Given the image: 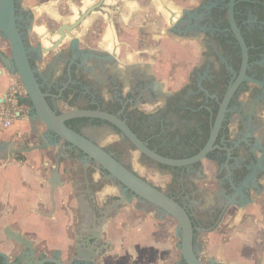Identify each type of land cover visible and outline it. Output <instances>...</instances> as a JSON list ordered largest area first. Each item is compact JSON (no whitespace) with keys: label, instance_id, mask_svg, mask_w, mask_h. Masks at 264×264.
Listing matches in <instances>:
<instances>
[{"label":"crops","instance_id":"0c3cea01","mask_svg":"<svg viewBox=\"0 0 264 264\" xmlns=\"http://www.w3.org/2000/svg\"><path fill=\"white\" fill-rule=\"evenodd\" d=\"M200 1L170 0L174 4H193V7ZM38 2L48 7L44 14H48L50 19L52 16L54 19L63 18L57 7L70 9L69 18L67 17L69 21L74 17V4L79 3L78 9L91 5L82 3V0H26V6L23 5L22 8L30 9ZM109 3L112 10L107 8ZM156 4L158 6V0H105L104 7L86 19L79 33L84 37L87 31H94L97 20H100L103 31L107 30L100 47L94 46L92 40L85 37L79 38V34L73 32L79 39V48L88 49L89 52L105 51L104 48L107 50L112 39V33L107 29V20H110L119 43V58L124 49L131 45L129 37L136 38L137 30L143 29L145 34L153 37L157 34L150 21L153 14L159 15ZM26 12L32 16L30 11ZM39 30L32 27L33 32L43 34ZM164 31L166 34L159 48V63L152 64L149 60L140 63L120 60L119 66H147L154 74L156 72L153 69H158L157 76L164 77L165 86L178 89L185 84L186 66L191 68L201 62L204 52L202 38L197 36L186 39L171 32L168 26ZM68 46L69 38L60 50L67 49ZM4 48L5 43L0 37V107L4 95L15 80L5 69L9 55L4 53ZM51 57H43L41 61L36 57L31 62L44 88L50 87L51 81H56L60 73L57 61H52ZM175 63L181 65V72L177 69L170 74ZM241 100L249 117L261 115L264 120V99H253L248 91ZM53 101L51 107L56 111L61 106L65 107L58 98ZM19 108L26 109L27 119L15 121L6 129L9 130L8 133H0V138L7 142L21 143L29 149L40 145L38 137L44 130L43 126L30 119L29 108L21 104L18 105ZM230 117L234 122L228 125L227 140L238 143L241 149L255 143L256 150L253 155L259 163L254 176L245 187L241 205L235 206L233 199L234 202H230L227 211L215 226L207 224L208 220L202 214L197 216L201 224L195 230V243L200 249L196 251L201 261L208 264H264V122L261 126L245 129L240 121L241 116L234 113ZM59 154L66 155L67 151L60 147L32 150L20 154L23 157L21 161L11 158L0 162V255L8 258V263L13 262L18 248L7 241L4 236L6 229L19 232L26 240H30L34 245L36 259L44 256L57 258L65 264H73L78 256L75 255L76 252H79L81 260L86 258L87 248L82 239L87 233L80 231H91L89 229L93 214L99 216L97 211L108 206L106 202L109 199L117 200L120 197L118 185L106 179L105 174L98 172L96 166L89 164L91 172L86 177L82 163L60 157L58 175L54 180L58 184L54 192L55 208L52 209L49 182L52 180ZM135 156V152L130 153L132 162L144 167L137 162ZM225 173V169L206 160L190 180L193 188L191 203L198 213L207 209L212 211L216 207L219 209L217 197L222 201L228 199L223 191V186L227 184ZM178 236L177 225L173 219L161 211H156L152 205L132 198L128 205L121 207L108 220L98 244L103 245L106 250L95 259L94 264H179L182 260L178 249Z\"/></svg>","mask_w":264,"mask_h":264},{"label":"flooded vegetation","instance_id":"af4514ba","mask_svg":"<svg viewBox=\"0 0 264 264\" xmlns=\"http://www.w3.org/2000/svg\"><path fill=\"white\" fill-rule=\"evenodd\" d=\"M228 2L229 0H201L196 7L182 17V20L171 31L186 39H194L200 36L204 48L200 64L191 66L185 84L178 89H165L163 83L156 80L153 71L147 66L133 65L124 75H121L116 71L112 62L98 58H102L98 51H92V56L87 58V63L84 66L81 64V56L78 55L74 58L73 52L66 51L56 59L60 71L57 80L51 81L50 87L44 88L42 86L43 92L49 96L47 98L48 103L51 106L53 100L58 98L69 110H100L118 116L128 127L138 128L145 132L148 136L143 142L147 145L149 140L154 137L166 141L168 133L177 131L182 136L188 131L191 133L192 141L196 140L199 130L198 123L194 120L184 121L182 119L184 111L189 110L194 113L199 109L198 105L200 103L208 106L206 107L208 110L214 109L215 105L219 106L226 89L236 79L240 69V49L228 23ZM259 5H264V0H235L233 10L235 24L243 40L257 38L259 42L258 59L252 63L248 61L246 75L264 82V11L260 12ZM15 6L17 25L25 37L26 28L30 25L29 19L32 16L22 9L19 0L16 1ZM195 43H198L197 40H195ZM237 49L239 52H237ZM238 57L240 61L237 67ZM29 59L30 62H34L37 58L35 54H30ZM117 69L119 68L117 67ZM222 70L225 72L224 77L222 76ZM205 83L208 85L207 90L202 86ZM220 84L221 88L225 87L222 95L218 90L221 89L219 88ZM199 85L206 93L200 90ZM249 88H251L250 85L242 84L230 101L229 112L225 119L227 128L229 124L234 122V119L229 116L234 113L241 116L240 121L245 129L263 125L264 120L261 115L259 117H249L246 114V108L241 98L249 91ZM251 89L249 94L253 99L261 94L262 89L257 87ZM201 94L203 97H201ZM113 132L117 134L113 127L97 119H87L86 123L79 126L80 134L95 143L100 141L103 144L101 146L121 164L124 165L125 162L122 163L123 161H120V159H126V165L124 166L132 170L128 162L132 163L133 161L130 152H134V149L126 140H119L117 135L112 134ZM110 138H112V141H109ZM235 143H230L223 138L219 141L220 146L231 149L228 164L229 170L232 172V183L237 187L249 173L247 168L253 166L254 163L256 164V157L253 155L256 144L252 143L250 147L241 149L239 146L235 148ZM238 149H241V151ZM217 152L218 154L210 153L211 157L215 159L210 162L221 169H225L223 164L227 160V154L221 151ZM67 155L70 161L81 163L83 157L81 153L71 150L67 151ZM17 156H20V154ZM15 157L13 158L15 159ZM4 160L6 159L0 157V162ZM142 160L146 162L143 156H139L138 161ZM198 169L193 171L189 167L178 173L180 175V187L186 193L180 199V204L189 212L195 229L201 224L197 219L198 215L202 214L204 218H207V224L215 226L227 211L230 202H234L233 199H235V206L241 204L239 195L231 190L230 183L227 181V184L223 186V191H225V197H228V199L222 201L221 198H216L217 203H220L219 209L216 207L215 210L210 211L207 209L198 213L191 203L192 192L186 189L187 183L195 177ZM237 171L246 172L239 182L236 181ZM90 172L91 169L88 167L85 176L88 177L87 175ZM170 175L172 177L171 173ZM164 193L166 194V192ZM126 197L131 198V194L127 193ZM114 200L109 199L106 202L107 205ZM195 250H200L198 245L195 246ZM77 255L80 261L75 263L82 264L81 257L79 254ZM75 263L73 262V264Z\"/></svg>","mask_w":264,"mask_h":264},{"label":"water","instance_id":"95a60500","mask_svg":"<svg viewBox=\"0 0 264 264\" xmlns=\"http://www.w3.org/2000/svg\"><path fill=\"white\" fill-rule=\"evenodd\" d=\"M16 1L17 0H0V37L6 41L10 51V56L7 58L5 69H7L6 71L9 75L17 77L16 79H18L23 91L26 93V99H28L30 103L28 110L30 119L40 123L44 130L38 137L40 145L33 146L30 149L24 147L21 143L7 141L0 142V157L10 159L24 152H30L32 150H45L54 147H60L67 151L75 150L83 156L81 163L84 165L85 171L89 167V164H93L96 166L98 172L105 174L106 179L118 185L120 188V197L108 206H105L101 209V211L98 210L97 213L99 216H95L93 214L89 229L91 231H84V229L80 231L87 233L82 239L85 242V247L87 248L86 258L81 260L82 264H94L95 259L99 257L104 250H106L103 245L98 244L101 240L102 233H104L107 222L121 207L128 205L132 198L138 199L139 202L152 205L156 208V211H161L164 215L170 217L176 222L179 233L178 249L180 252V259L185 264H208L201 261L199 253L195 250L193 239H197L196 236L194 238L196 229L193 227L189 212L183 205L168 197L159 188L148 183L135 171L127 169L123 164L116 160L112 154L107 152L100 145L101 143H95L82 134L73 131L65 125V122L77 118L97 119L106 122L108 125L113 127L114 131H117V134L113 132V135H117L119 140H126L133 147L134 152L137 153L138 156H143L144 158L152 161L155 165L156 171H167L159 169L156 165H162L170 168H189L197 163H201L199 167L201 168L210 153L214 151L225 152L227 154V160L223 164V167L227 171L225 179L230 183L231 190L239 195V200L243 203L245 187H247V183L254 176L256 165L259 162L255 161L256 164L254 163L253 166L251 165L247 168L249 173L242 180L240 185L236 187L232 183V172L229 170L230 168L228 164L231 149L226 146L215 144V142L219 131L222 128V124L229 112V103L237 89L242 84L260 88L262 89L261 94L256 98L262 100L264 99V82L255 80L246 75V70L248 68V48L246 47V44L234 21L233 8L235 0H229L227 10L228 23L234 39L240 49V69L236 79L228 86L222 100L219 103L215 119L209 132V137L204 147L196 155L185 159H171L163 157L155 151L149 149L147 144L141 141L118 116H114L100 110L90 111L71 109L62 113H57L48 103L47 98H49V96L42 90L38 74L30 62V54H35L40 61L43 57L51 55L52 61H55L60 54L66 51H71L74 53V58L78 55L81 56V64L84 66V64L87 63V58L92 56V52H89L88 49L82 50L79 48V39L73 34V32L79 34L81 25L87 18L90 17L91 14L99 12V10L104 7L103 4L105 0H97V3H95V0H82V3L87 2L91 5L89 7H82L81 9H72L74 16L76 15L75 19L62 23L53 32L51 37L42 35L35 45L29 43V34L32 32L31 25H28L26 28L27 33L25 37L19 30L16 16ZM19 1L21 3L23 0ZM158 1L168 14L167 26L170 31H172L180 20H182V17L188 13V11L181 10L179 12L174 8L169 9L165 6L163 0ZM111 6L112 5L109 3L107 8L112 10L113 7ZM25 9L26 8H24V10ZM25 11L28 10L26 9ZM29 22L30 24L33 22L32 17L29 19ZM107 24V29L112 33L111 44L109 45L107 51H98L99 54L102 55V58H98L112 62L116 71L121 75H124V73L133 65L119 66V62L117 60L116 35L110 20H107ZM67 38H69L68 48L60 50ZM86 52L89 53L86 54ZM117 67L119 69H117ZM199 88L204 91L201 85H199ZM251 90L249 88V92ZM235 146L237 147L238 143H235ZM60 157H68V155L59 154L56 158L53 177L49 182V197L52 209L55 208L54 192L57 189L58 184L54 180L58 175ZM127 193L131 194V198L126 197ZM4 235L7 241L13 243V246L18 248V251L15 253L12 263H8V258L0 255V258L2 259L0 264H65L57 258L43 256L36 259V252L32 243L29 240H26L19 232H13L6 229ZM77 254H79V252H76L75 255ZM77 261H80L78 256H76V262Z\"/></svg>","mask_w":264,"mask_h":264},{"label":"rangeland","instance_id":"374dc122","mask_svg":"<svg viewBox=\"0 0 264 264\" xmlns=\"http://www.w3.org/2000/svg\"><path fill=\"white\" fill-rule=\"evenodd\" d=\"M24 1H26V0H23L21 2L22 6L23 5L26 6V4H24ZM163 3L165 4V6L167 8L171 9L173 7L175 10H177L179 12L183 9L190 11L191 9L194 8L193 4H174V3L170 2V0H163ZM79 6H80L79 3L77 2L76 4H74V6H72V9L79 8ZM156 6H157V4H156ZM158 6H160V7H157L159 15L153 14L151 19H150L151 23L155 27V32L157 34L154 35V37H153V36L145 34L143 29L137 30L136 38L131 37V36L129 37V40L131 41V45H129L128 47H126L124 49V51L121 53L119 58L117 57L118 62L120 60H122L123 62L126 61V62H135V63L139 62L140 63V62L149 60L151 63L153 62L152 64H155L156 62L159 63V60H160L159 59V48H160V44L162 42V38H163L164 34H166L164 30H165V28H167L168 14L163 9V7L161 6L160 3ZM26 9L32 13V21H33L31 23L32 27L39 28L40 29L39 31L43 32V34H39V33H35L32 31L29 34V43L32 45H35L39 41V39L42 37V35H46L48 37H51L53 32L57 29V27L60 26L61 23L69 22L68 16L70 14V9H67V8L63 9V6H61V9H59L57 7V9L59 11H61V13H62L61 14V16L63 17L62 19H58V18L54 19L53 16L50 19L48 14H44V12L47 11L48 7L45 6L44 4H42L41 2H38L36 6L30 8V9L29 8H26ZM96 23H97V28L94 31H92V30L90 32L87 31L84 34V37L88 40H92L91 42H93L94 46L96 45V47H97V45H98V47H100L99 44L102 41L105 34L107 33V30L103 31L102 22L100 20L99 21L97 20ZM114 33H115V31H114ZM80 37H82V36H80V34H79V38ZM84 37H82V39ZM3 42L5 43V48L3 51H4V53H6L7 55L10 56V51H9L8 46H7V43L4 40H3ZM116 42H117V38H116ZM118 49H119V43L117 42V55L119 53ZM104 50L107 51L105 48H104ZM143 52H145V53H143ZM173 66L174 67H172L170 69V74H173V72L175 73V71L177 69H180V72H181L182 67L180 64L175 63ZM189 69L190 68L187 65L186 70L184 71L185 81H186ZM153 70L156 72V74H154L152 71L151 72L155 76L156 80L159 82L161 81L163 83L165 89L171 90V87L165 86L166 81L164 80V77L161 78V77L157 76L158 75L157 74L158 69H153ZM16 78L17 77H15V81H18V79H16ZM68 110H69V108L67 106H65V107L61 106L58 108L57 111L62 113V112L68 111ZM8 131L6 129L0 130V133L6 134V133H8ZM13 138L14 137H10V139H13ZM2 141H4V140H2L0 138V142H2ZM109 141H112V138ZM135 155H136L135 157H137L136 159L138 162L139 156L137 155V153H135ZM120 161H123L126 163V159H124V158H121ZM140 162H141L142 166H144V167H139L134 162H132V163L128 162V165H129V167H131V169L135 170L141 176V178L146 180L148 183H150L153 186H155V187L163 190L164 192L168 193L171 190V181H172V177L170 175V172L169 171H156L154 164L147 163L143 160ZM143 168H145V169H143ZM191 179H193V178H191ZM186 189H188L190 192H192L193 188H192V184L190 183V181L187 183ZM194 199H195V197L193 198V200Z\"/></svg>","mask_w":264,"mask_h":264},{"label":"trees","instance_id":"16d2710c","mask_svg":"<svg viewBox=\"0 0 264 264\" xmlns=\"http://www.w3.org/2000/svg\"><path fill=\"white\" fill-rule=\"evenodd\" d=\"M260 12L264 11V5H259ZM258 39L253 38L250 40L244 39V42L246 44V47L248 48V61L249 63L254 62L255 60L258 59V53H259V42L257 41ZM237 52L239 50L237 49ZM238 64L236 65L238 67L240 58H237ZM236 67V68H237ZM223 69V68H222ZM224 70V69H223ZM222 70V76H225V72ZM223 84V83H221ZM221 84L219 85V88H221ZM204 89L207 90V83L202 85ZM221 95L225 91V87L218 89ZM201 97L203 95L201 94ZM20 104L26 108L30 107V103L28 99H23ZM199 109L192 113L191 111H184L182 115V119L184 121L187 120H194L195 122L198 123V136L196 140L192 141L191 133L186 132L183 136L180 134L179 131L175 133H168L166 137V141L163 140H158V138H153L152 140H149L148 143V148L155 151L157 154L171 158V159H185L192 157L196 155L205 145L207 142V139L209 137V132L211 129V125L214 121V118L216 116L217 108L218 105L214 106V109L208 110V106H205L203 103H200ZM93 109V108H91ZM87 122V119H76V120H71V121H66L65 125L72 129L73 131L79 133V126L83 125L84 123ZM131 131L141 140L144 141L145 138L148 136L145 132L141 131L138 128H132L129 126ZM228 137V129H227V122L226 120L222 124V128L219 131L218 137L216 139L215 144H219V141L223 139H227ZM212 154H218L217 151H215ZM147 163L154 164L152 161L144 158ZM15 160L21 161L23 160L22 156H17L15 157ZM206 160L209 161H214V157H211V154H209L206 158ZM201 163H197L190 167V170L195 171L200 167ZM159 169H164L169 171L172 174V181H171V190L166 193V195L172 199H174L177 203L180 204V199L186 194L185 192L182 191V188L180 187L181 185L179 184V178L180 175L178 174L181 171L186 170V168H170L162 165H157ZM237 182H239L245 175V171H237ZM227 188V187H226ZM192 220V218H191ZM193 223V222H192ZM194 227V224H193ZM195 238V235H194ZM193 244L195 245V239H193ZM181 264H185L183 261H181Z\"/></svg>","mask_w":264,"mask_h":264},{"label":"built area","instance_id":"2783aa9c","mask_svg":"<svg viewBox=\"0 0 264 264\" xmlns=\"http://www.w3.org/2000/svg\"><path fill=\"white\" fill-rule=\"evenodd\" d=\"M26 99V93L23 91L19 81H15L9 86L4 95L0 107V128L7 129L15 121L27 119L26 109H18L20 102Z\"/></svg>","mask_w":264,"mask_h":264},{"label":"bare ground","instance_id":"6f19581e","mask_svg":"<svg viewBox=\"0 0 264 264\" xmlns=\"http://www.w3.org/2000/svg\"><path fill=\"white\" fill-rule=\"evenodd\" d=\"M158 5H159V2H158ZM157 7H160V6H157ZM165 16H166V15H165ZM75 17H76V15L73 17V19H75ZM73 19H72V20H73ZM106 36H107V35H106ZM108 38H109V37H108ZM105 39H106V38H105ZM105 43H106V42H105Z\"/></svg>","mask_w":264,"mask_h":264}]
</instances>
